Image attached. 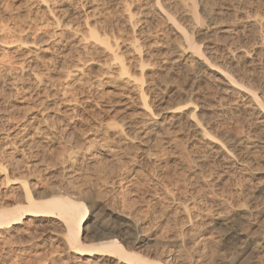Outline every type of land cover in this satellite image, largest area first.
<instances>
[{
  "label": "rangeland",
  "instance_id": "374dc122",
  "mask_svg": "<svg viewBox=\"0 0 264 264\" xmlns=\"http://www.w3.org/2000/svg\"><path fill=\"white\" fill-rule=\"evenodd\" d=\"M92 1L93 3H91ZM121 1L123 0H98V2L96 0H47V2L44 3L46 5H43L39 0H0V76L3 75L2 78L0 77L3 81L0 80V115H3L4 117L1 118L0 116V120L3 119V121H0V162L5 164L11 159L18 160V167L20 166L19 170L23 172V174L25 173V176L27 175V183L29 185L31 182H34L30 185V190L32 192H37L38 197H40L41 194L43 195V192H45L50 185H54V188L51 186L49 187L51 189H55L62 194L65 192L67 186L58 180L61 179V170L59 169L62 165L70 166L72 164L70 162L68 163V160L66 159L68 155L66 152L69 150L70 144L74 148H78V146H81L80 148L88 146L89 152H93L94 146H96L95 143L98 144V142L103 140L102 138L104 137L98 131V125L104 123V121H107L108 119L113 120L120 114L119 111H117L115 115L113 112H109V110L107 112L106 110L103 111L105 109L103 108L104 105H109L111 101L114 102L113 100H117L114 96L111 97L110 95V99H108L109 95L107 96L108 93H111L110 91L115 95L114 92H118L115 88L105 86L103 83H100L97 86L98 89L87 88L85 85H73L70 88L71 91L69 90L67 93L68 95H65L67 99L75 98L76 101L75 110L77 113L75 111L74 113L77 115L73 113V123H69V125L65 127L66 121L62 119L58 124V128L50 127V129H46L47 131H45L46 133L43 134V136L33 137L32 139H35L33 141L34 144L32 142L31 147L30 145L25 146L26 148L21 147L20 145H17L18 143L15 144L17 146L13 145L14 147L5 146V143H8L9 141L18 140L21 133L24 131L22 130L23 124L26 123V126H28L29 124H37V122L40 123L42 121L41 119L48 114L51 115L53 112L57 111L56 106L59 101L57 99L59 98L57 94L60 91L61 85L59 84L62 80H60L58 75L60 70L65 68L68 69V67L70 68L77 58H100L99 53L97 54V50H92L91 48L80 49L75 43V38L63 40V35L60 37L63 28L62 26L65 24L69 27L76 26V23H78L84 15L88 16V21L93 20L94 17L90 12L87 13V10L89 11V6L96 4V7L99 8L97 10L101 11L100 17L104 16V18H100V20L101 24L105 25L103 26L105 27L104 29L107 34L110 33L111 35L115 34L118 36L122 33L121 35L126 38V36L129 37L133 34L139 33L137 31L140 29V31L150 29L149 31L152 33L151 35L157 36L156 39L158 38L157 41L159 40V43L165 44L164 40L178 41L176 35H171L166 31L165 25L162 23L163 21L159 19L158 14H155V10L147 7V11L149 12H147L148 15L146 14L143 18L142 15H139V13L142 14V10H144L142 9L144 8V0H126V3L127 1L130 3H128L129 7L131 6L130 10L136 12V16L137 11L140 10L138 11L137 17H139V20L140 18L143 19L140 20V24L138 23L139 20L136 23L137 27H135L134 33H131V31L129 32V29L126 28L125 17L122 16V13L124 14V8L121 5L123 4ZM200 3L203 6L206 5L207 11H210L211 19L210 21L205 19V21L207 23L208 21L211 22L210 33L207 34L211 38L209 37L210 40L208 37L206 39L210 41V45L214 44L213 47H216L219 50L213 48L217 51H212L211 56L214 55L215 58L214 56L211 60L208 58L210 62L214 61L211 63V66L218 67L224 65L223 67H229L230 69H233V74L237 75L240 80L243 79V82H249L252 87H259L256 92L264 104V41L262 45L259 42L257 43L260 39L264 40V0H200ZM172 6H174V8ZM172 6L171 8L173 9L171 10L175 12L174 15L179 17V5ZM149 10H151V12ZM254 12L256 13L254 14ZM121 17H124V19ZM145 17L148 21L145 20ZM55 19L58 22H56L57 24L54 23ZM248 19H256L255 26L246 21ZM184 23L185 21L183 24ZM223 25H229L228 28L230 29L228 32L223 33L219 31L218 28ZM188 29L187 30L192 34L195 40H201L202 44L204 43V39L200 37L196 28L188 27ZM19 31H25L24 33L28 35V39L31 41L39 42V40H44L37 44L36 53H38V57H36V60L34 61L36 65L34 70L40 75V77H43L42 79L45 81L42 85L38 86L36 83H33V81L26 79L24 77L25 71L19 70L21 65L19 66L18 62L23 58L21 54L26 52L24 49L16 50L17 47L15 46V43L12 42L16 40L15 37ZM9 39L10 41L12 40L10 43L13 46L6 48L2 44H5L6 41L9 43ZM146 46L147 45H145V47L143 46V48L147 49L148 46ZM44 48H47V50L45 49V52L43 51ZM242 48L254 57L255 60L253 61L255 62L252 61V64H250L249 61L240 60V56L237 55H240L239 49ZM24 64L25 63L22 65ZM156 66L157 67H155L152 72H150L151 70L146 71L147 74L155 72V78L150 74L151 76L146 75V79L151 80L150 77H152L153 80H156L157 77L158 79L156 82L157 84L159 82L161 90H158V87V89L154 90L155 87L153 88L151 85L152 80L149 81L150 83L147 82L148 85L145 86L146 92L152 87V90L147 92V100L149 103L154 102V104H156V99L162 92H164V94L167 92L169 93V103L172 101L176 102L182 99V91L192 88L193 96L195 95L194 98H196L195 102H197L201 108H206L208 111L206 112L208 114H203L206 119H210L208 122V131L211 134L218 137L220 134L223 137H247V140L255 139L263 142L264 129L259 123H257L256 110H253L251 107L252 105L247 99H243L240 95L233 94L230 97H224V95H222L223 90H221L222 86L217 82V76H219V74L206 70L201 71L197 75V79H191L189 77L190 75H188V71L182 66L170 67L171 69L168 67L166 69L165 65H160L161 67L158 65ZM84 71L85 75L88 77L95 76L100 72L96 61L91 63L87 62ZM156 74H159V76H155ZM190 81L194 84L191 85ZM57 83L58 87L60 86L59 89L57 88ZM31 84L35 85L33 86ZM54 84L56 86H53ZM46 93L48 95H51L52 93L57 95V97L56 95H53L54 98L50 100L52 103H56L53 104L56 106L51 107L53 109H51L52 111L44 110L43 105L40 104V101L45 103L43 97L47 95ZM129 94H133L131 90ZM103 96L104 98H107L105 100L108 101L104 100L105 102H103ZM132 102L129 110L130 114L137 112V98L132 99ZM247 104L250 105L247 106ZM200 110L203 111V109ZM31 117H35L36 119H31ZM38 120L41 121L39 122ZM51 120L53 122L52 118H47V122L51 123ZM174 130L175 129H173V131H171V133H173H169V135L171 137L174 135L175 137L178 136V139L182 142V144L181 142L178 144L179 149L178 146L175 149L170 144H164L163 141H160L162 144H160V142L158 143V147H156L157 149H154L156 157L154 156L152 159L147 160V158L143 157L137 149H133V146L130 147V145L127 146V144L124 143L116 144L115 141L112 142L109 140V144L111 143L110 145L114 146V149L117 148L115 150L117 155H114L115 157H113V159L102 160L101 158L103 157L100 155L95 156L91 162H87L86 159H83V161H86L87 163L83 162L86 164L79 165L82 166L81 171L80 167L72 164V170L76 173H73L75 174L74 178L76 177V179H74L70 186L73 185L79 190H76V193L74 192V196L78 194L77 197L80 196L84 199L86 198V205L93 206L96 214H101L102 212H100V210L103 208L101 206L106 205L108 207L110 206L109 208L112 206L113 208L126 212L128 211L127 213L130 215L132 214L131 216H133V218L136 220L138 219L137 221L143 229L141 230L145 232L144 234L147 237L152 238V240L140 245L133 242L134 244L131 243L133 245L131 246L130 242L134 239L130 237L131 241L125 239L128 246L125 245L126 242L123 244L124 246L131 248L133 251L147 257L151 256L150 258H156L158 256H169L171 257L169 264H205L207 260L223 255L227 257V261L223 264H264V248L253 249L252 247L244 245L239 249L236 246L229 250L223 249L219 247L220 245L217 243V234L220 233L219 226L216 223L211 224L210 222V225L207 223L209 219L216 217V215H224V213L226 214L231 210L246 204H249L251 209L253 208L254 210H260L264 207L263 197H253L256 186L263 181L261 179H263L262 176L264 172V147L258 146L259 148L253 149L248 155L245 154L246 157H249L248 167L254 168L253 170L260 172L254 177L249 178L244 175L243 172H237L234 169L235 166H219V163L218 165L215 163V159L208 156L204 159V162L202 161V163H200L201 167L197 164L198 161L196 154L200 153V150L204 151V149H206L204 145L196 143L192 146L188 137L185 136L186 132H178L175 130L176 133ZM216 131L217 134L215 133ZM6 134L8 135L6 136ZM49 134L50 136L48 137L47 135ZM222 136H220V138H222ZM175 137L172 138L179 143V140ZM88 142L92 144L90 145ZM36 143H38V145ZM247 143H249V141ZM89 146L92 147L90 148ZM194 150L196 152H194ZM30 165L32 166L30 167ZM33 165H35V167ZM43 170H45V172ZM51 173L52 175L49 177L48 175ZM53 177L54 179L56 178V180L52 179ZM55 182L58 183V186ZM165 191L168 193L171 192L170 195L165 194ZM0 195L3 197L2 193ZM171 196H174L173 198L176 201H179L183 205H187V208H189L188 211L191 217V223L189 226L187 225V218L182 216L183 214L181 208H179L180 206L176 204L175 200L173 201L171 199ZM256 217H253V219L255 218L254 220L251 217L249 222L241 223L240 228L248 233L263 229L264 219L259 216ZM91 221L93 220L91 219ZM255 225L258 227H255ZM48 227L51 228V225ZM189 227H192V230H190L191 233L189 232ZM31 228L23 231L24 233L20 231L19 233L12 232L10 234L0 235V264H66V250L63 245L56 240L54 234L52 232H41L39 230H36V233H34V227ZM26 231H28V233H25ZM193 232L194 236H191ZM200 235H210L211 238H202L201 240ZM178 237L182 240L179 242L170 241V239L172 240ZM188 237H191L192 239H189ZM84 240L86 242L94 241L93 234L90 232L86 235ZM76 264H95V262L89 263L80 261ZM107 264H118V262L117 259L111 258Z\"/></svg>",
  "mask_w": 264,
  "mask_h": 264
},
{
  "label": "bare ground",
  "instance_id": "6f19581e",
  "mask_svg": "<svg viewBox=\"0 0 264 264\" xmlns=\"http://www.w3.org/2000/svg\"><path fill=\"white\" fill-rule=\"evenodd\" d=\"M96 1L98 2V0ZM123 1H121L123 4H121L120 2L119 3L124 8L123 9L124 14L122 13V16L125 17V23L127 25L126 28L129 29V32L131 31V33L132 32L134 33V29L135 27H137L136 23L139 20L138 19L139 17H137L138 11L140 10L137 11V16H136L135 15L136 12H132V10H130L131 6L129 7L128 5L129 1H127V3H126V0H123ZM39 2L43 5H46L44 3L47 2V0H39ZM144 2H145L143 5L144 8L140 7L144 10L141 9L143 12L142 14L139 13V15H142V18L146 16L148 12L147 7L149 9L155 10V14L156 15L158 14L159 19L163 21L162 23H164L166 31L171 35H176L178 37V41H173V40L165 41L164 40L165 44L159 43V40L157 41L158 38L156 39L157 36L151 35L152 33H150L149 28H148L149 30L145 29V31H140L141 30L140 29L139 31H137L139 33H136L133 35L129 33L132 36H129V37L126 36V38L121 35L122 33L118 36L115 34L114 35L112 34L113 35L112 36L110 33L108 34L106 33L104 29L105 25L103 24L104 25L103 26L101 24L100 18L102 19L104 18V16L100 17L101 11L97 10L99 8L96 7V4L89 6L90 9L88 8L89 11L87 10V13L90 12V14L94 17L93 20L88 21L87 20L88 16L84 15V17H82L79 20V22L77 21L78 23H76V26L69 27L67 26V24L63 25L62 26L63 28L60 33V37L63 35V40H69V38H75V43L78 45V47H80V49L91 48L92 50L93 49L97 50L98 52L97 51L96 52L97 54L99 53L100 58L99 59H95L92 57L89 59L88 58L87 59L77 58V60H75V62L72 64V66H70V68L68 67V69L65 68V69L60 70L58 75L60 77V80L61 79L62 80H61V83L59 84L61 85V88L60 86L58 87V83H57V88L58 89L60 88V91L57 94L59 97L57 98L59 100L57 106L53 105V104H56L55 102L52 103V101H50L54 98L53 95L56 92L52 93L51 95H48L46 93L47 95L43 97L45 99V103H43V101L42 102L40 101V104L43 105L44 110L52 111L53 109L51 107L56 106L57 111L53 112L51 115L48 114L43 119H41L43 117L42 116L40 118L42 120V121L40 120L42 123L38 120L40 123L37 122V124L35 123L36 125L34 123H33L34 125L29 124L28 126H26L27 125L26 123L23 124L22 130L24 131L23 132L21 131L22 133H21V136L18 138V140L9 141L8 143H5V146L10 147L18 143L17 145L18 146L20 145L21 147H25L29 145L31 147L32 142L35 139V138L32 139L33 137L43 136V134L46 133L45 131H47L46 129H50V127L58 128V124L62 119L66 121L65 127H67L69 123H73L72 122V119L74 118L73 113L74 111L76 112L75 98L67 99L65 97V95L69 92L70 88L73 85H77V86L85 85L87 86V88L96 89L100 83H103L105 86L115 88L118 91L117 93L114 92L115 95L112 94V91H110L111 93L107 92L108 93L107 96L109 95L108 99H110L109 97L111 95V97L112 96H114V98L116 97L117 100L112 99L114 101V102L111 101L112 104L110 102V104L108 103L109 105H104L103 108L105 109L103 111L106 110L107 112L109 110V112H113L114 115L117 111H119L120 114L117 116V118L115 119L111 118L113 120L108 119L110 121L107 120V121H104V123H100L98 125L99 127L98 131L104 137L102 136L103 140H100V142L97 141L98 144L95 143L96 146H94L93 152L92 151L89 152L88 146L87 147L84 146L83 148H80L81 146L80 147L78 146V148H74L70 144L69 150L66 152V154L68 153L66 159L68 160V163L70 162L74 164L75 166L77 165L78 167H80V171H81L82 166H79V165L84 164L83 162H86V161L91 162V160L95 156L100 155L101 157H103L101 158L102 160L103 159L107 160V159H113V157H115L114 155H117L115 153V150L117 148L114 149V146L110 145L111 143L109 144V140L112 142L115 141L116 144L124 143V144H127V146L128 145H130V147L133 146V149L135 150L137 149V151L140 152L141 155H143V157L147 158V160L152 159L155 156L156 152L154 151V149L158 147V143L160 141H163L164 144L165 143L170 144L175 149L178 146V149H179L178 144H180L181 141L178 139V136L175 137L174 135L172 137L177 138L179 140V143L169 135V133H171V131L175 129L178 132L179 131L186 132L185 136L188 137L189 142L191 143L192 146L193 144L195 145L196 143L198 144L201 143L206 148L204 149V151H201L199 149L200 153H198L197 151L198 154L195 153L197 161H198L197 162L198 165H200L202 161L204 162V159H206V157L208 156V157H212L213 159H215V163H217V165L219 163V166H222V167H228V166L230 167V165L235 166L234 169L237 172H240V173L243 172L244 175H246L249 178H252L256 174H259L260 172L253 170L254 168L248 167L249 157L248 156L246 157L245 154L248 155V153H250L255 148H259L261 146L264 147V139H263V142H261V140L257 141L255 139L247 140V137L246 138L238 137V136L223 137L220 134V136H222V138H220V136L218 137L214 134H211L208 131V127H209L208 122L210 119L209 120L206 119L205 115L203 114L208 111L206 108L205 109L201 108V106L197 102H195L196 98H194L195 95L193 96L192 88L191 89L189 88L184 91L181 90L182 99L176 102L172 101L174 103L168 102L170 97L168 98L169 93L167 92V90H166L167 93L164 94V92H162L161 95L156 99V104L152 102L153 103L152 105L151 102L150 103L148 102L147 92L148 91L150 92V90H152V87L153 88L155 87L154 90L158 88H159L158 90H161L160 89L161 87H159V82L158 84L156 82V80L158 79L157 77H156V80L155 79L153 80V78L150 77L152 81L149 79L148 80L146 79V75H149V76L153 75L154 77L155 72L152 74L151 73L147 74L146 71L151 70L150 72H152V70L155 69V67H157L156 65L158 66L165 65L166 69L167 67L171 69L170 67L182 66L184 67V69L188 71L189 74L188 73L187 74L190 75L189 77L191 79L192 78L197 79L196 77L201 71L210 70L211 72L213 71L214 73L219 74V76H217V79H218L217 82H219L222 86L221 88V90H223L222 95H224V97L227 98L233 94H237V95L242 96L243 99H247V101L252 105L251 106L252 109L256 110V118L258 120V121L256 120L257 123H259L260 126H262L264 129V104L260 100L256 92V90L259 87L257 88L252 87L251 84H249V82H246V81L243 82L244 81L243 79L240 80V78H238L237 75L233 74V69H230L229 67L228 68L223 67L224 65L218 66L219 62L217 64L218 67L211 66L212 65L211 63H213L214 61L210 62L208 58H210V60L212 59V57L214 56V55L211 56L212 51L215 50L213 48H216V47H213L214 44L210 45V41H209L210 36L207 35L208 33H210L209 30L211 27L210 26L211 22L209 21L211 18H210V13H209L210 11L209 12L207 11L206 5L205 6L201 5L200 0H144ZM91 3H93V1ZM172 5H175V6L179 5L180 7V8L178 7V9L180 10L179 17L175 16L174 15L175 12L171 10L174 8V6ZM171 6L173 8H171ZM149 11L151 12V10ZM255 13L256 12H254V14ZM124 17H121V18L124 19ZM205 19L209 20L208 23L205 21ZM140 20H143V19L140 18ZM140 20L138 22L139 24H140ZM145 20L148 21L146 17H145ZM184 21L186 24L185 23L183 24ZM246 21L250 22L251 24H254L255 26L256 19H248ZM260 21H259V24H260ZM56 22L57 20L55 19L54 23ZM188 27L197 29L200 37L204 39L203 44L201 40H195L193 38L192 34L188 31L189 30ZM228 27L229 25L228 26L223 25L222 27L218 29L219 31L226 33L230 29ZM24 32L19 31L17 36L15 37L16 40L14 41L11 40L13 43H15V46L17 47L16 50L24 49L26 51L25 53L21 54L23 58L20 62H18L19 66L20 65L21 66L20 67L17 66V67L20 68L19 70L25 71V74L24 73L23 74L25 75L24 77L26 79L33 81V83H36V85L39 86V85H42L43 82L45 83V81L42 79L43 77H40V75L34 70V67H36L34 61L36 60V57H38V53H36L37 44L41 41L43 42L44 40H39V42H35L33 40L31 41L30 39H28V35L25 34ZM207 37L209 40L206 39ZM13 39H14V36H13ZM11 41L9 39V43L6 41L7 43L5 42V44H2V45H4V47L6 48L12 47L13 45L10 43ZM263 41H264L263 39H260L257 41V43L259 42L262 45ZM145 45L148 46V47L146 46L147 49L143 48V46L145 47ZM45 49L47 50V48L43 49L44 52H45ZM239 51H240L239 53L240 55H237V56H240V60L242 59L244 61H249L250 64H252V61L255 60L254 57H252L248 51L243 50V48L239 49ZM255 58H256V55H255ZM94 61L97 62V66L100 72L99 74L95 76L93 75L91 77H88L85 75V71H84L85 64L87 62L91 63ZM23 63L25 64L22 65ZM159 74H156L155 76L157 75L159 76ZM2 76L0 77L2 78ZM149 81H151L152 87L146 92L145 86L148 85L147 82ZM252 82H253V79H252ZM193 84L194 83L191 82V85ZM1 86H2V83H1ZM53 86H56V85L54 84ZM130 90L132 91L133 96L129 94ZM103 98L104 96L102 97L103 102L108 101V100H105L107 98H104V99ZM134 98L135 99L137 98L138 100V103L136 104L137 112L134 114H130L129 113V110L131 108L130 105H131L132 99ZM44 99H41V100H44ZM100 99H101V96H100ZM250 104H247V106ZM200 109H203V111H201ZM48 117L53 119V122L51 120L52 124L47 122ZM1 118H4L3 115L1 116ZM31 119H36V118L31 117ZM0 121H3V119ZM28 123H29V120H28ZM215 133L217 134V131ZM50 134L47 136L49 137ZM7 135L8 134H6V136ZM248 141L249 143H247ZM36 144L38 145V143ZM160 144H162V142H160ZM204 147H201V148H204ZM194 152L196 151L194 150ZM249 155H252V154H249ZM83 159L84 160L86 159V161H83ZM17 161L18 160L11 159V160H8V162L5 164H3V162H0V194L2 193L3 197H5L3 198L0 195V235L1 236L2 234H10L12 232L19 233L21 231L22 233H24L23 231H25L26 229L29 230V228L31 227H34L35 229L34 233H36V230H39L41 232H46V231L52 232L54 236L56 237V240L59 241L66 250V253H67V256H66L67 263L66 264H76L80 261H85L89 263L95 262V264H107V262L111 258L117 259L118 264H169V260L171 259V257L169 256H166V257L158 256L156 258H150L151 256L147 257L145 255L137 253L136 251H133L129 247L124 246L123 243L126 242L125 239L127 240L129 239L131 241L130 237L134 239L132 242H130V244L134 242L135 244L140 245L142 243L152 240V238H149L144 234L145 232L142 231L143 229L140 227V224L137 221L138 219L136 220L135 218H133V216H131L132 214L130 215L129 213H127L128 211L126 212V211H123L117 208H113L112 206L111 208H109L110 206L108 207L104 205V206H101L103 207L100 210V212L102 213L96 214V212L93 209V206L86 205L85 203L86 198L84 199L80 196L77 197L78 194L74 196V194L76 193V190L78 189H76V187H74L73 185L70 186L72 182L74 181V179H76V177L74 178V175L76 173L73 172L72 170L73 168L72 164L71 165L69 164L70 166L62 165L61 168L59 169L61 170L60 171L61 173L59 172L61 174L60 176L61 179H58V180H60L59 182L64 183L67 186L63 194L56 191L55 189L49 188L51 186L50 185L49 187H47L48 189H46V191L43 192V195L41 194V196L38 197L37 192L35 191L32 192L30 190V185L33 184L34 182L33 183L31 182L30 185L27 183V177H26L27 175L25 176L24 175L25 173L23 174V172L19 170V167H20V166L18 167L19 161L18 162ZM31 166L32 165H30V167ZM33 166L35 167V165ZM45 170L43 171L45 172ZM48 172H49V169H48ZM51 175L52 173L48 176L50 177ZM262 177H263V179H261L263 180L261 181L262 183L260 182L261 184L259 185L256 184L257 186L255 188L256 190L254 192V196H253L254 198H257L256 196H258V198L259 197L264 198V172H263ZM52 179H54V177ZM54 180H56V178ZM57 184L58 183H56V185ZM53 186L51 187L54 188ZM167 191H165V194L170 195L171 192L168 193ZM173 197L171 199L174 201L175 199ZM176 204L180 206L179 208H181V212L183 214L182 216L187 218L188 220L187 225L189 226V224L191 223L190 222L191 217L188 211L189 208H187V205H183L179 201H176ZM254 216L255 217L259 216L264 219V207L260 210H254L253 208L251 209V206H249V204H246L244 206H239L238 208H235L226 214L224 213V215H219V216L216 215V217L209 219L207 223L208 224L210 222L211 224L216 223L219 226L220 233L217 234L218 235L217 243L220 245L219 247L223 249L229 250L230 248H233L235 246L239 249V248H242L244 245L252 247L253 249L264 248V228L260 230L258 229L256 232H253V233L245 232L242 228H240L241 223L249 222V219L251 217L253 219ZM91 219L93 221H91ZM50 225H51V228L48 227ZM257 225H255V227H258ZM190 230H192V227H189V232L191 233ZM90 232L93 234L94 241L86 242L84 239L86 235L89 234ZM25 233H28V231H26ZM191 236H194V232L193 234H191ZM202 238L209 239L211 237L210 235H203L201 236L200 239L202 240ZM189 239H192V238L190 237ZM180 240L182 239L181 238L179 239V237L174 238L172 240L170 239L171 242H179ZM125 245L128 246L127 242ZM131 246L133 245L131 244ZM226 261H227V257L220 255L215 258H211L207 260L205 264H223Z\"/></svg>",
  "mask_w": 264,
  "mask_h": 264
}]
</instances>
